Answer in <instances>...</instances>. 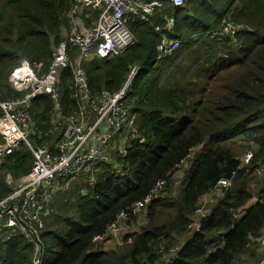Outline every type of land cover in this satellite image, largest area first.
I'll use <instances>...</instances> for the list:
<instances>
[{
    "label": "trees",
    "instance_id": "obj_1",
    "mask_svg": "<svg viewBox=\"0 0 264 264\" xmlns=\"http://www.w3.org/2000/svg\"><path fill=\"white\" fill-rule=\"evenodd\" d=\"M71 2L0 0L1 99L25 93L9 79L23 61L41 64L39 72L46 71L68 28ZM163 3L147 20L130 22L136 40L132 47L107 59L93 54L83 64L96 102L118 91L138 67L122 102L133 116L123 151L110 148L104 161L61 180L36 243L13 232L0 240V264H159L165 254L157 249L160 243L179 245L171 264H236L242 254L254 264L259 261L256 239L264 229V0H184L178 7ZM226 17L240 28L234 36L216 40L211 32ZM163 37L178 42L173 54H158ZM72 85L71 69H61L58 98L42 94L33 100V146L53 150L68 117L78 113ZM248 149L253 157L244 164L241 155ZM191 156L195 162L189 176L176 184L175 173L183 163L190 164ZM33 161L23 145L0 158V199L12 192L5 175H26ZM231 176L228 188L212 193L220 178ZM158 181L164 189L148 202L146 222L136 230L134 204ZM206 196L207 214L191 233L189 223ZM122 211L128 214L126 241L111 249L95 246L93 238L105 235Z\"/></svg>",
    "mask_w": 264,
    "mask_h": 264
},
{
    "label": "built area",
    "instance_id": "obj_2",
    "mask_svg": "<svg viewBox=\"0 0 264 264\" xmlns=\"http://www.w3.org/2000/svg\"><path fill=\"white\" fill-rule=\"evenodd\" d=\"M166 1L175 7L184 4V0ZM163 4V0H72L68 11V28L54 48L46 71L40 73L41 64L31 66L26 61L11 70L9 79L12 84L25 93L15 99L0 98V158L23 145L31 152L34 161L26 175L18 178H13L9 173L5 175V183L12 188V192L0 199V240L19 231L29 241L36 243L37 232L44 227L43 215L53 201L60 181L79 175L88 167L104 161L110 143L123 130L132 127L133 116L122 102L138 67L131 69L118 91L104 95L102 101L96 102L91 99L83 64L91 54L107 59L132 47L136 40L128 27L129 22L145 20L147 16L160 11ZM92 14L96 16L87 25L85 19L91 18ZM171 23L170 19L168 24ZM239 28L240 25L226 17L211 35L216 40H222L234 36ZM155 30L160 31L156 26ZM178 45L176 40L163 37L157 45V52L160 56L170 55ZM72 49L75 55L71 53ZM65 68L71 69L73 97L78 104V113L68 117L53 150L44 146L35 147L29 140L33 100L42 94L56 100L59 73ZM104 125L105 129L100 131ZM244 153L241 159L245 164L253 157V150L248 149ZM232 180L233 176L220 178L212 193L220 188H228ZM163 189V181L156 182L148 196L134 204L133 212L139 214L134 225L136 230L146 222V205ZM208 196L200 201L202 205L207 204ZM207 211L199 207L196 217L188 226L191 233L200 229ZM127 216L126 212H120L108 226L105 235L93 238L94 245L102 249H111L110 244L114 247L122 245L126 241L123 234L126 232ZM256 243L261 254L256 264H264V229ZM157 249L165 252L159 264H171L179 245L166 248L160 243ZM37 263L35 260L34 264Z\"/></svg>",
    "mask_w": 264,
    "mask_h": 264
},
{
    "label": "rangeland",
    "instance_id": "obj_3",
    "mask_svg": "<svg viewBox=\"0 0 264 264\" xmlns=\"http://www.w3.org/2000/svg\"><path fill=\"white\" fill-rule=\"evenodd\" d=\"M128 27H129V29L131 30V24H130V22H129V24H128ZM128 130H129V128H127L126 130H123L120 134L121 135H119V137L116 139H114L111 143H110V148H121L122 147V144H123V137H124V135L128 132ZM124 144H125V142H124ZM245 149V148H244ZM243 149V150H244ZM243 152V151H242ZM244 155H245V153H243L241 156L242 157H244ZM194 162H195V160H193L192 161V163L189 165V169H188V171H187V173H186V177H185V179H187V177L189 176V173H190V171H191V169L193 168V166H194ZM256 173H258V172H256ZM184 175V174H183ZM183 175H182V177H183ZM259 175V174H258ZM182 177L181 176H179V177H177L176 178V182L178 183V184H181V180H182ZM260 187V185L259 184H257L256 186H254L253 185V190L255 191V190H258V188ZM63 189H61V191H62ZM201 208H206V209H208L207 208V204H205V205H202L201 204ZM243 255V254H242ZM248 258L250 259V257H247V256H245V255H243V256H241L239 259H238V261H236V264H243V261H247L248 260ZM248 262V261H247ZM246 262V263H247Z\"/></svg>",
    "mask_w": 264,
    "mask_h": 264
},
{
    "label": "crops",
    "instance_id": "obj_4",
    "mask_svg": "<svg viewBox=\"0 0 264 264\" xmlns=\"http://www.w3.org/2000/svg\"><path fill=\"white\" fill-rule=\"evenodd\" d=\"M146 1V0H145ZM160 12V11H159ZM84 13V12H83ZM151 16V15H150ZM148 17V16H147ZM172 21H173V18L171 17L170 18ZM89 20H91L90 19V17L89 18H86L85 19V22H86V24L88 25V23H89ZM145 20H147V18L145 19ZM171 25V24H170ZM71 53L72 54H74L75 55V50L74 49H72L71 50ZM173 54V53H172ZM92 55L93 54H91L89 57H88V59L86 60V61H88L91 57H92ZM171 55V54H170ZM56 116L57 117H59L57 114H56ZM128 133V132H127ZM127 133L124 135V137H123V144H122V147L119 149V148H117L118 150H121V151H123V149H124V147H125V144H126V140H127ZM119 135H121V134H119ZM119 135L116 137V139L119 137ZM124 142H125V144H124ZM191 158H192V160L190 161V164L192 163V161L194 160L193 159V156H191ZM190 164H187L186 162L185 163H183V167L177 172V173H175V177L177 178V177H179V176H181L182 177V175H183V177L182 178H184L185 177V175H186V173H187V171H188V169H189V165ZM176 184H178L177 182H176ZM188 236H190V234L188 235ZM112 247H114L112 244H110V248H112ZM255 247H256V244H255ZM256 250V249H255ZM243 255H245V256H247L248 257V255H246V254H243ZM243 255H241V256H243ZM248 261V262H247ZM247 261H243V264H254V263H252V262H254V261H252V258L250 257V259L248 258V260ZM247 262V263H246Z\"/></svg>",
    "mask_w": 264,
    "mask_h": 264
},
{
    "label": "water",
    "instance_id": "obj_5",
    "mask_svg": "<svg viewBox=\"0 0 264 264\" xmlns=\"http://www.w3.org/2000/svg\"><path fill=\"white\" fill-rule=\"evenodd\" d=\"M104 129H105V125L102 128H100V131H103Z\"/></svg>",
    "mask_w": 264,
    "mask_h": 264
},
{
    "label": "bare ground",
    "instance_id": "obj_6",
    "mask_svg": "<svg viewBox=\"0 0 264 264\" xmlns=\"http://www.w3.org/2000/svg\"><path fill=\"white\" fill-rule=\"evenodd\" d=\"M27 60V59H26ZM46 132V131H45Z\"/></svg>",
    "mask_w": 264,
    "mask_h": 264
}]
</instances>
